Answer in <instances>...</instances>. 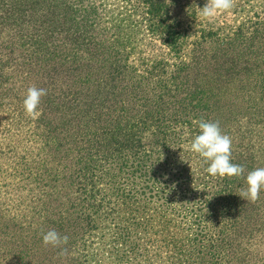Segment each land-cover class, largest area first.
<instances>
[{
    "label": "trees",
    "instance_id": "16d2710c",
    "mask_svg": "<svg viewBox=\"0 0 264 264\" xmlns=\"http://www.w3.org/2000/svg\"><path fill=\"white\" fill-rule=\"evenodd\" d=\"M131 1L127 34L100 0H0V264H264V190L247 202L245 178L190 150L194 121H219L245 177L264 167V87L240 112L214 106L200 38L167 0ZM140 29L163 54H136ZM51 229L67 255L43 244Z\"/></svg>",
    "mask_w": 264,
    "mask_h": 264
},
{
    "label": "rangeland",
    "instance_id": "374dc122",
    "mask_svg": "<svg viewBox=\"0 0 264 264\" xmlns=\"http://www.w3.org/2000/svg\"><path fill=\"white\" fill-rule=\"evenodd\" d=\"M167 2L189 33L188 41L200 38L199 71L205 74L204 88L211 96L210 102L229 114L243 110L250 97L245 93L256 86L264 87V0H235L231 10L211 20L202 18L196 7L203 8L206 0ZM134 3L131 0H100L105 14L103 20L118 25V30L125 28V33L129 34L140 24L142 14L141 8ZM140 30L137 36L133 35L136 36L133 43L136 54H163L160 43L149 37L144 29ZM227 71L231 78L221 79ZM223 116L227 117V113Z\"/></svg>",
    "mask_w": 264,
    "mask_h": 264
},
{
    "label": "clouds",
    "instance_id": "9594fccd",
    "mask_svg": "<svg viewBox=\"0 0 264 264\" xmlns=\"http://www.w3.org/2000/svg\"><path fill=\"white\" fill-rule=\"evenodd\" d=\"M171 2V0H170ZM235 0H206L203 8L196 6L199 15L205 20H211L217 15L231 10ZM47 95V90L35 85L28 87L23 99L25 114L33 119L40 115L39 106L41 98ZM198 124L199 133L191 142L190 150L202 158L207 167L205 171L212 177L245 178L246 187L241 188L239 196L247 202L255 203L264 190V167L248 171L245 177V167L232 162V139L221 130L219 121H194ZM43 244L59 248L60 256L68 254L64 247L68 244L69 237L61 235L57 230L51 229L43 234Z\"/></svg>",
    "mask_w": 264,
    "mask_h": 264
}]
</instances>
